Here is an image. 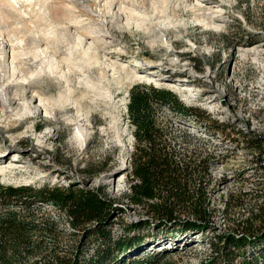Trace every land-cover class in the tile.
I'll use <instances>...</instances> for the list:
<instances>
[{
  "label": "rangeland",
  "instance_id": "374dc122",
  "mask_svg": "<svg viewBox=\"0 0 264 264\" xmlns=\"http://www.w3.org/2000/svg\"><path fill=\"white\" fill-rule=\"evenodd\" d=\"M9 1L11 17L0 11L8 19L0 16V182L101 190L123 208L111 214L113 234L145 239L121 259L202 264L216 233L264 227V0ZM49 4L68 14L59 20ZM137 82L169 87L210 114L200 122L159 110L183 151L215 155L206 163L213 226L205 232L126 229L148 217L126 197L135 145L127 103ZM37 209L66 228L58 253H72L81 233L67 213ZM235 263L264 264V241L240 248Z\"/></svg>",
  "mask_w": 264,
  "mask_h": 264
},
{
  "label": "trees",
  "instance_id": "16d2710c",
  "mask_svg": "<svg viewBox=\"0 0 264 264\" xmlns=\"http://www.w3.org/2000/svg\"><path fill=\"white\" fill-rule=\"evenodd\" d=\"M165 105L179 113L196 114L200 122L210 118L206 109L183 102L169 87L137 82L130 88L127 106L134 126L135 145L126 197L133 206L143 208L148 217L132 221L126 229L144 228L149 224L158 227L164 235L187 237L213 226L206 163L215 155L210 152L198 157L196 149L191 153L183 151L173 135V128L160 120L159 110ZM212 120L215 128H222L218 119ZM191 134L185 132L186 137ZM43 203H52L65 211L70 224L80 231L72 253L59 254L53 246L66 228H59L52 215L39 214L37 208ZM0 206V263L164 264L159 261V255L121 259L123 253L145 239L140 235L113 234L109 227L111 214L113 209L123 208L113 204L112 199L97 188L0 182ZM262 206L264 210V204ZM242 228L216 233L210 243L214 252L202 264H236L240 248L264 241V227L256 231ZM159 232L154 236L160 235ZM92 240L97 246L93 253L86 255L85 249Z\"/></svg>",
  "mask_w": 264,
  "mask_h": 264
},
{
  "label": "bare ground",
  "instance_id": "6f19581e",
  "mask_svg": "<svg viewBox=\"0 0 264 264\" xmlns=\"http://www.w3.org/2000/svg\"><path fill=\"white\" fill-rule=\"evenodd\" d=\"M8 1H9V0H0V6L3 7L0 11H1V12H2V11H3V12H6L5 14H7V12L10 10L9 8H10L11 6L14 5L11 1H9V2H8ZM10 2H11V5L9 4ZM7 4H9L10 7H8L9 5L7 6ZM51 4H52V3H51ZM57 4H59V3H57ZM60 4H61V2H60ZM60 4H59V5H60ZM54 5H55V3H54ZM59 5H58V6H59ZM6 6H7V7H6ZM51 6H52V7H51ZM51 6H50V4H49V7L54 8V10H53V9L51 10V11L53 12V14H54V13H56V15H57V14L59 15L60 13H61L62 15L68 14L67 11H66V12H62L61 7H58V6H55V7H54L53 5H51ZM4 7H6V8H4ZM7 8H8L9 10H7ZM11 8H12V7H11ZM64 8H65V7H63V9H64ZM65 10H67V9H65ZM12 11H13V10L11 9L10 12H12ZM10 12H8V13H9L8 16H7V15H5V16H6V17H11V16H10ZM12 13H13V12H12ZM63 13H65V14H63ZM69 13H70V12H69ZM1 15H2V13H0V16H1ZM56 15H55V16H56ZM58 15H57L56 17L59 19L62 15H61L60 17H59ZM3 16H4V13H3V15H2L1 17H3ZM12 16H13V14H12ZM6 17H5V18L3 17L4 20L6 19ZM66 17H68V16H66ZM58 19H57V20H58ZM60 19H61V18H60ZM60 19H59V20H60ZM6 20H8V19H6ZM0 21H1V18H0ZM14 57H15V56H14ZM19 57H20V56L18 55V58H19ZM15 58H16V57H15ZM18 61H19V60H18ZM18 61H17V62H18ZM21 61H22V60H21ZM22 62H23V61H22ZM20 65H21V64H20ZM22 66H23V65H22ZM24 67H25V66H24ZM26 68H27V67H26Z\"/></svg>",
  "mask_w": 264,
  "mask_h": 264
},
{
  "label": "built area",
  "instance_id": "2783aa9c",
  "mask_svg": "<svg viewBox=\"0 0 264 264\" xmlns=\"http://www.w3.org/2000/svg\"><path fill=\"white\" fill-rule=\"evenodd\" d=\"M44 206L46 207V206H55V205L52 204V203H43V204H42V207H44Z\"/></svg>",
  "mask_w": 264,
  "mask_h": 264
}]
</instances>
